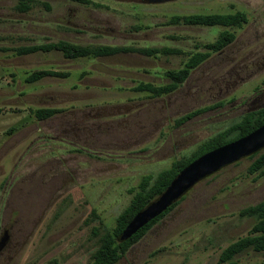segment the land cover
Here are the masks:
<instances>
[{"label":"rangeland","instance_id":"374dc122","mask_svg":"<svg viewBox=\"0 0 264 264\" xmlns=\"http://www.w3.org/2000/svg\"><path fill=\"white\" fill-rule=\"evenodd\" d=\"M236 12L246 17L240 28L182 21ZM226 31L230 44L205 47ZM57 41L160 51L16 53ZM196 53L208 55L172 92L134 90L171 83ZM38 70L67 75L27 83ZM263 107L264 0H0V264H91L93 232L113 229L144 177ZM42 108L58 113L40 121L33 113ZM250 163L197 182L116 264H221L222 250L253 225L238 211L264 201V175L248 174ZM231 261L262 264L264 250Z\"/></svg>","mask_w":264,"mask_h":264},{"label":"trees","instance_id":"16d2710c","mask_svg":"<svg viewBox=\"0 0 264 264\" xmlns=\"http://www.w3.org/2000/svg\"><path fill=\"white\" fill-rule=\"evenodd\" d=\"M27 6L21 4L20 10L26 9ZM177 21V19H173ZM184 24L201 25V26H222L225 28H240L245 22L246 17L244 13L236 12L234 14L226 15H194L190 17H183ZM234 39V34L230 32H223L214 42L206 44L205 47L212 51L218 52L230 44ZM52 50L59 51L66 59H77L83 57H107L120 52H137L143 55H154L160 50L158 49H128L122 47H109V46H80L66 41H57L55 43H48L42 45L26 46L16 49L19 55L30 54L34 52H50ZM165 53L170 50H163ZM207 53H196L191 56L185 63L184 68L177 72L169 73L171 83L164 86H154L149 83H140L134 90L138 92H148L152 96L159 97L164 94L172 92L178 84L187 78L191 69H194L206 57ZM67 74L51 70H38L29 74L25 81L32 83L44 77H65ZM203 109H198L189 112L176 120V124H182L190 118L201 113ZM58 113L57 109L42 108L34 111V117L37 120H46ZM264 124V107L256 111L250 112L243 116L238 122L211 137L206 142L202 143L199 149L186 159L174 161L171 166L160 172L151 181L149 177H144L138 185L136 191L129 203V205L116 217L115 225L111 231L105 228L101 230L96 229L93 236L96 238V248L92 252L91 264H116L117 261L124 256L132 244L137 242L154 224L162 219L168 212H170L179 201L171 205L162 214L151 220L144 227L139 229L131 238L123 242H118L120 233L124 230L131 219L147 206L151 201L158 197L169 185L171 180L189 163L197 159L201 155L221 147L231 141L244 137L256 130ZM233 134V135H232ZM230 135H232L230 137ZM200 150L199 154L197 152ZM251 160L247 168L248 174L264 175V150L259 151L253 155L248 156ZM241 218H249L253 220V225L247 236L237 239L230 243L225 249L222 250L218 257V262L223 264H235L231 261L236 255L247 251L261 252L264 250V201L255 205L244 207L238 211ZM99 226H102L99 223ZM264 264V262L262 263Z\"/></svg>","mask_w":264,"mask_h":264},{"label":"water","instance_id":"95a60500","mask_svg":"<svg viewBox=\"0 0 264 264\" xmlns=\"http://www.w3.org/2000/svg\"><path fill=\"white\" fill-rule=\"evenodd\" d=\"M264 150V124L248 135L211 150L184 167L166 189L139 211L120 233L118 242L131 238L139 229L166 211L190 188L221 168ZM5 238L0 241V250Z\"/></svg>","mask_w":264,"mask_h":264},{"label":"flooded vegetation","instance_id":"af4514ba","mask_svg":"<svg viewBox=\"0 0 264 264\" xmlns=\"http://www.w3.org/2000/svg\"><path fill=\"white\" fill-rule=\"evenodd\" d=\"M70 1H73V2H77V3H85L87 0H70ZM142 1H146V2H148V1H154V0H142ZM155 1H157V2H163V1H167V0H155Z\"/></svg>","mask_w":264,"mask_h":264}]
</instances>
